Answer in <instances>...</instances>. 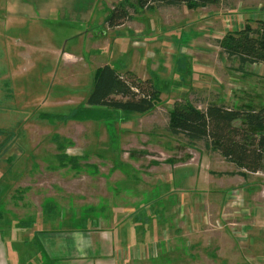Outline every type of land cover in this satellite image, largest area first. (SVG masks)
<instances>
[{"label": "rangeland", "instance_id": "rangeland-1", "mask_svg": "<svg viewBox=\"0 0 264 264\" xmlns=\"http://www.w3.org/2000/svg\"><path fill=\"white\" fill-rule=\"evenodd\" d=\"M42 2L48 4V16ZM121 4L132 19L122 27H107L111 9ZM131 5L135 0H34L29 13L16 7L20 14L13 15L9 3L0 0V237L44 238L49 250L63 246L54 255L83 246L85 259V250L98 249L102 237L115 239L118 217L152 197L174 167L186 164H193L185 173L190 178L232 186L225 213L249 206L253 196L242 187L254 188L253 175L213 177L208 169L235 166L202 142L195 146L216 156L217 165L197 159L198 148L184 144L166 125L171 104L186 97L198 108L205 102L264 107V63L240 68L217 42L245 20L254 28L264 25V0H220L196 8L151 5L137 11ZM141 29L145 34L136 37ZM191 61L203 64L198 77L189 71ZM104 64L153 79L159 87L156 106L144 114H122L86 105L95 72ZM236 124H243L242 119ZM190 207L216 214V206L215 211L204 203ZM187 222L178 223L177 243L172 231H166L159 254L171 260L163 264H264L247 251L242 255L245 248L234 236L246 238L247 232L238 225L230 230L217 228L214 221L197 227ZM154 236L147 240L153 249L146 240L132 248L140 247L138 260L154 254L159 238ZM112 250L116 262L133 264L123 245ZM23 253L26 260L27 251Z\"/></svg>", "mask_w": 264, "mask_h": 264}, {"label": "crops", "instance_id": "crops-1", "mask_svg": "<svg viewBox=\"0 0 264 264\" xmlns=\"http://www.w3.org/2000/svg\"><path fill=\"white\" fill-rule=\"evenodd\" d=\"M6 2L9 3L10 10L13 11V15L20 14L19 9L16 7L22 8L23 11L24 9H26L27 13H29L28 7L34 5V0H6ZM42 3L43 5H41V7L43 9H41L43 10L44 14L48 16V14H46L47 10H49L48 4L47 2ZM242 11L245 12L246 9H243ZM31 15H33V13ZM202 17L199 18L202 19ZM122 25L117 27H122ZM136 31L138 30L136 29ZM141 32L142 34L135 36L141 37L143 34H145L144 29H141ZM146 35H148V33H146ZM170 50L171 49H167V51ZM175 60L176 58H174V61ZM195 63L196 62L191 61L189 64V68L191 70H189V68L187 70L191 71V75L195 74L196 76V72L201 71V69H204V67L203 64H201L200 66L196 65ZM260 65L262 64H259V67ZM254 66L255 65H253V68ZM157 70L158 68L154 70V72H156ZM186 74H188V72H186ZM196 88L194 87V89ZM183 100H189V98L186 97ZM200 101L205 102V99L201 98ZM172 105L173 103L171 104L170 108L172 107ZM184 144L189 147L193 146L198 148L196 155L197 159H205L206 162H209L211 167L217 165L215 161L216 156H213L211 153L205 152L198 146H195V144ZM204 155H206L209 160L206 159ZM116 163L120 166L123 164V162L120 160L116 161ZM189 163H192V161H189ZM192 166L193 164H186L180 165V167L177 168L174 167V169L171 170L169 179H166L159 184L157 190H155V192L152 194V197H144L141 201V204L131 212H129V214H126V216L124 217H118V220L113 225V227L116 226L117 228L115 239L113 241H108V239L102 237L100 240L102 242H100L98 249L90 250L87 248L85 250V254L87 256L85 259L83 246L82 249H78L77 246L76 248L73 247L70 253L68 252L67 248V250L63 254L54 255L56 247L61 248L63 246H55L53 247V249L49 250L45 247L46 244L44 242V238H35L36 240H14L0 237V264H94V260L95 264H125L124 262H116V260H114V257L112 256V249L120 245H123V247L127 248L128 254L130 253V256L128 257H130L129 259L133 260V264H147V262L148 264H163L162 261L169 260L170 258L160 256L159 254L160 247L162 246L164 240H162V238L164 237L166 231L169 230L172 231L173 235L175 236V243L180 241L181 237L179 231L181 227H178V223L180 220L184 221V219H188L187 225L188 223H190L194 227L208 224L210 221H214L215 225H217V228H222V226L225 225L227 227L230 226V230L232 226L238 225L239 228L247 232L246 238H243L241 236H234L240 243V248L241 245L244 246H242L241 249L245 248L242 250V255L247 251V253H250L249 257H253L255 262L264 260V240H261V238H263L262 235L264 234V187L260 185V182L264 180L262 174H260L259 172L250 173L240 169L237 170L235 167H232V169H228L227 167H225L224 171L208 169V173L212 174L213 177L219 174L227 175L230 177L239 176L245 178H249L247 174H251L255 177V179H253V181L256 182L254 188L251 187V190H249L248 187L245 189L242 187V190H245V193L249 192L251 193V196H253L252 200L250 202H247L250 207L239 205L225 213V208H230L228 200L234 193V189L232 188V186L229 185L218 187L222 186L221 184H219V182H217L218 180L212 181L210 184H206L205 182H200L197 176H193L192 178H190V176H187V174L189 171H191L190 169H192ZM175 170H177L178 173L176 177H173ZM194 172L196 173L197 169ZM248 185L250 184L248 183ZM154 199L156 200L154 201ZM245 199L248 201V198L246 196ZM199 203H204L205 207H207V209H211L212 211H215L216 206V214L208 212V210H202L200 209V207L199 211L195 208L192 212V207L190 206L195 205V207H198ZM233 206L234 205H232L231 207ZM222 222L224 225L222 224ZM113 227L109 230V236L112 233ZM152 229L154 230L152 231ZM150 231H152V233H150ZM176 233H178V235ZM154 235L159 236L157 242H155L154 254L153 251L148 252L147 261L136 262L135 260L140 259L137 258L138 256H140V254L138 253L140 247L136 248L135 250H133L132 248L141 246L145 242L147 243V245H151L152 248L151 241L147 240L152 239ZM54 237L60 236L56 235ZM142 240L146 241L142 242ZM256 242H258L257 246H255ZM60 244H62V242H60ZM248 244H250L251 247L249 249H246ZM24 251H27V255H25L26 260L24 259ZM252 253L254 254V256H251Z\"/></svg>", "mask_w": 264, "mask_h": 264}, {"label": "trees", "instance_id": "trees-1", "mask_svg": "<svg viewBox=\"0 0 264 264\" xmlns=\"http://www.w3.org/2000/svg\"><path fill=\"white\" fill-rule=\"evenodd\" d=\"M219 1L135 0V6L131 7L136 11L151 5L196 8ZM131 19L126 4H121L111 9L106 24L113 28ZM217 42L225 56L236 59L240 68L264 63L263 24L254 28L245 20L240 28L225 32ZM158 100L159 87L153 79H141L131 71L123 74L110 64H104L95 72L86 105L111 108L122 114H144L150 112ZM204 106L198 108L190 100L174 102L168 111L166 131L185 139L187 144L202 142L206 150L218 152L238 169L264 173V107L251 110L216 102ZM238 119H242L243 124H236Z\"/></svg>", "mask_w": 264, "mask_h": 264}, {"label": "built area", "instance_id": "built-area-1", "mask_svg": "<svg viewBox=\"0 0 264 264\" xmlns=\"http://www.w3.org/2000/svg\"><path fill=\"white\" fill-rule=\"evenodd\" d=\"M234 233H235V234H241V232L239 233V232H237L236 230L234 231Z\"/></svg>", "mask_w": 264, "mask_h": 264}]
</instances>
